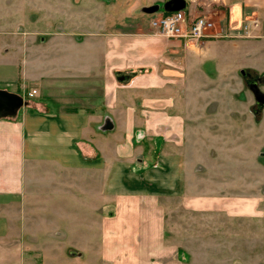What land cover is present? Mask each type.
<instances>
[{
	"label": "crops",
	"instance_id": "crops-1",
	"mask_svg": "<svg viewBox=\"0 0 264 264\" xmlns=\"http://www.w3.org/2000/svg\"><path fill=\"white\" fill-rule=\"evenodd\" d=\"M173 1L149 0L129 28L119 21L109 33L95 12L65 33L1 32L0 89L22 95L33 80L37 93L33 112L28 105L0 119V264L46 261L58 237L31 233L63 229L29 221L48 215H64L66 231L83 233V251L72 250L68 264L88 263L92 248L96 264H264V198L211 189L216 181L197 162L202 133L218 137L215 114H172L173 94L185 96L186 83L215 82L202 65L224 69L226 40H254L264 54V0H181L189 22L212 21L199 43L155 34L152 20ZM246 68L264 72V64ZM90 82L102 84L93 111L83 105ZM154 118L171 127L165 139L150 132ZM202 118L210 121L203 129Z\"/></svg>",
	"mask_w": 264,
	"mask_h": 264
},
{
	"label": "rangeland",
	"instance_id": "rangeland-1",
	"mask_svg": "<svg viewBox=\"0 0 264 264\" xmlns=\"http://www.w3.org/2000/svg\"><path fill=\"white\" fill-rule=\"evenodd\" d=\"M148 1L10 0L7 2V0H0V41L3 38L1 32H5V30H8L7 33H34V31L39 32V34L47 32L65 33L78 24L71 23L72 20L79 22L78 26H86L87 24H81L80 18L88 20V16L95 15L93 12L96 13V16H103L104 23L102 25L106 33L112 32L114 28L116 29L119 21H121L122 29L129 28V18L137 17L140 7L148 4ZM208 21L212 22L209 19ZM221 50L227 54L226 56H219L221 61L227 60L223 65L219 63L224 69L219 72L214 71L213 66L217 68L216 63L208 62L202 65L203 73L210 76L209 78L216 83H186L185 96L178 97L176 92L173 94L176 104L172 114H181L183 110L186 111V114H202L203 117H207L210 112L215 114L216 119L212 122L211 132L217 134L218 137L215 135L209 136L205 132L202 133L201 143L199 141L201 145L198 146L202 154L197 159V162L204 167V169H200L205 173L204 175L216 181V184H209L211 189L217 192L232 191L235 195L244 193L249 194L251 197L261 195L264 198V120H261L264 108L262 110L258 109V103L249 88L250 81L255 80L260 91L264 93V72L246 68V64L249 63L264 64V54L259 55V52H257L259 46H257L256 41H248L245 38L228 39ZM260 50L264 51V46ZM225 78L226 83H221ZM27 83L30 84L24 88L25 90L19 89L18 86L12 88L20 90L21 96L26 102L30 103L26 109L33 112L34 109H31L34 107L33 97L36 96L37 91L34 89L33 80ZM89 84L90 96L87 98L90 99V102L88 105H83L84 108L93 111L101 105L102 84L93 82ZM46 92L51 94L50 91ZM124 97L130 102L129 98L131 96L128 92H125ZM156 97L155 92V99ZM183 98L186 102V109L178 103V100L183 101L181 100ZM76 108L78 109L77 104L68 106L56 104L53 110H67L75 113ZM197 121L199 123L196 122V126L202 127V129L208 127L210 123V121L203 118ZM185 122L188 129L193 127L195 121L186 119ZM140 123H145V120H139L137 125H140ZM161 123L162 120L154 118L150 132L154 136L158 135L157 137L164 138L167 137V132L171 127L162 126ZM247 129H250L249 132H247ZM214 136L218 140L217 144L214 142L216 141L215 138H212ZM176 139V136L169 137V140ZM206 164L212 165L206 167ZM225 182L227 184L223 188ZM262 204V208H264V200ZM61 217L63 222L59 221ZM64 219V215H48L34 216L29 221L31 224L55 221L59 223V228L63 229L61 231L31 233L32 237L35 236L41 239L49 235H52L53 238L58 237L57 243L59 244L51 245V243L46 247L45 257L49 259L48 262L52 261L51 264H68L67 257H70V252L72 250L76 253L81 252L85 246L81 237L83 233L66 231L67 225ZM97 233L95 232L94 235ZM49 242L55 243L56 241L48 238L47 243ZM40 243L43 242L40 241ZM34 244L37 245V242ZM86 244H88V241ZM97 257V248H92L88 263L85 262V257L82 260H77H80V264H96ZM47 259L37 263L50 264Z\"/></svg>",
	"mask_w": 264,
	"mask_h": 264
},
{
	"label": "built area",
	"instance_id": "built-area-1",
	"mask_svg": "<svg viewBox=\"0 0 264 264\" xmlns=\"http://www.w3.org/2000/svg\"><path fill=\"white\" fill-rule=\"evenodd\" d=\"M151 26L157 35L199 43L208 36L213 24L202 17L189 22L185 11H177L155 18Z\"/></svg>",
	"mask_w": 264,
	"mask_h": 264
},
{
	"label": "water",
	"instance_id": "water-1",
	"mask_svg": "<svg viewBox=\"0 0 264 264\" xmlns=\"http://www.w3.org/2000/svg\"><path fill=\"white\" fill-rule=\"evenodd\" d=\"M183 9L184 3L181 0H175L166 7V11L169 13L183 11ZM249 88L258 103V109L262 110L264 108V93L260 91L255 82L251 83ZM26 106H28V102L21 95L0 89V119L15 118L19 111Z\"/></svg>",
	"mask_w": 264,
	"mask_h": 264
},
{
	"label": "flooded vegetation",
	"instance_id": "flooded-vegetation-1",
	"mask_svg": "<svg viewBox=\"0 0 264 264\" xmlns=\"http://www.w3.org/2000/svg\"><path fill=\"white\" fill-rule=\"evenodd\" d=\"M253 82H255V80H251V81H250V83H253Z\"/></svg>",
	"mask_w": 264,
	"mask_h": 264
}]
</instances>
